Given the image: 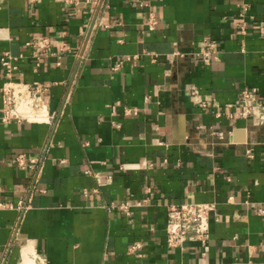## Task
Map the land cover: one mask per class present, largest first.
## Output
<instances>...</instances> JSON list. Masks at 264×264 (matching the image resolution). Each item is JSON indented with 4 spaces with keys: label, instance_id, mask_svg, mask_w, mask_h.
Wrapping results in <instances>:
<instances>
[{
    "label": "crops",
    "instance_id": "obj_1",
    "mask_svg": "<svg viewBox=\"0 0 264 264\" xmlns=\"http://www.w3.org/2000/svg\"><path fill=\"white\" fill-rule=\"evenodd\" d=\"M4 52L44 91L0 121V204L25 205L0 207V264H264V124L212 113L264 102V0H0ZM18 152L42 156L36 182ZM180 202L213 204L203 254L166 246Z\"/></svg>",
    "mask_w": 264,
    "mask_h": 264
},
{
    "label": "built area",
    "instance_id": "obj_2",
    "mask_svg": "<svg viewBox=\"0 0 264 264\" xmlns=\"http://www.w3.org/2000/svg\"><path fill=\"white\" fill-rule=\"evenodd\" d=\"M153 23V18L149 16V28L152 27ZM89 28L91 29L90 26ZM85 29L87 39L90 31L88 27H85ZM24 45L31 50L30 56L35 60L36 65H38L41 54L47 55L48 53L50 40L47 37H42L39 40L28 41ZM77 56L79 59L82 58L81 54L77 53ZM192 56L206 60L217 58L212 41H208L200 51L193 52ZM22 57V54L13 56L5 52L0 56V65L4 76V80L0 85V121L3 123L14 119L16 113L21 111L29 102L39 98L44 91V86L41 83H24L13 77V74L18 70L16 62ZM263 104L264 102L256 99L246 88H243L240 90L239 110H212V113L215 117L226 116L228 118H243L245 121L253 124H264V111H261V106ZM13 162L20 170L31 171L33 180L36 182L43 165L42 156H29L23 152H18L13 156ZM85 172L88 173L89 170H85ZM139 205H141V202L131 204L125 201L121 203H111L109 208H118L124 210L125 214H128L132 206ZM0 207L15 208L21 212L25 209V205L21 200H19L15 206L0 204ZM212 211V203L180 202L168 204L165 212L166 221L164 229L166 246L176 248L180 247L182 243L186 241L196 242L202 248L201 254H203L209 239V219ZM16 231L17 228L15 226L14 235ZM139 246L138 243H134L129 248L130 252L137 250ZM24 253L25 257L21 252L15 264H47L45 256L34 249L26 250Z\"/></svg>",
    "mask_w": 264,
    "mask_h": 264
},
{
    "label": "bare ground",
    "instance_id": "obj_3",
    "mask_svg": "<svg viewBox=\"0 0 264 264\" xmlns=\"http://www.w3.org/2000/svg\"><path fill=\"white\" fill-rule=\"evenodd\" d=\"M25 249H26V248H25ZM25 249H24L23 252H22L24 257H25V253H24V251H26Z\"/></svg>",
    "mask_w": 264,
    "mask_h": 264
}]
</instances>
